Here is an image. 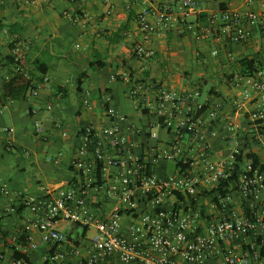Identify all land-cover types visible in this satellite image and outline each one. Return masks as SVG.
I'll list each match as a JSON object with an SVG mask.
<instances>
[{
    "label": "crops",
    "instance_id": "obj_1",
    "mask_svg": "<svg viewBox=\"0 0 264 264\" xmlns=\"http://www.w3.org/2000/svg\"><path fill=\"white\" fill-rule=\"evenodd\" d=\"M193 1L197 6L185 16L181 0H0V255L22 252L27 245L25 228L32 215L23 205L25 200L40 198L49 191L57 194L80 182L74 163H93L92 155L80 151V132L90 125H109L107 108L126 116L144 132L137 142L139 150L145 152V162L152 161L154 152L170 146L176 139L174 134L145 109L155 100L158 87L199 92L196 101L206 110L217 102L222 104L217 121H209L206 113L201 116V130L212 147L209 161L228 159L231 126L242 151L254 153L264 164V142L254 138L250 122L254 103L244 99L251 88L240 63L252 60L264 70V28L245 23L250 35L239 44L226 43L221 28L207 33L211 16H221L228 9L260 15L264 0H252V4L250 0ZM169 5L174 21L158 28L146 42L154 56L137 59L134 46L144 40L139 30L140 14ZM149 20L157 24L154 17ZM15 38L25 45V65L31 74L37 73V61L48 68L37 85V97L26 94L10 98L5 94ZM215 50L218 55H214ZM136 84L142 86L146 105L131 96ZM9 129L14 133H8ZM212 130L217 131L214 138L210 136ZM150 132L157 133V139H152ZM130 137L134 138L132 133ZM202 144L189 134L180 140L181 157L192 160L197 169L204 163ZM25 149L28 154H21ZM178 162L162 161L153 169L165 178L175 173ZM9 172L14 175L11 188L2 184ZM90 195L95 210L107 209L101 196ZM129 221L128 217L123 219L125 225ZM67 224L59 226L70 242L67 248L78 246L87 256L95 230L83 231L74 225L77 230L67 234ZM49 249L41 246L30 250V264H45ZM63 264L78 262L68 258ZM112 264H117L116 260Z\"/></svg>",
    "mask_w": 264,
    "mask_h": 264
},
{
    "label": "built area",
    "instance_id": "obj_2",
    "mask_svg": "<svg viewBox=\"0 0 264 264\" xmlns=\"http://www.w3.org/2000/svg\"><path fill=\"white\" fill-rule=\"evenodd\" d=\"M180 3L185 16L197 6L193 0ZM150 17L156 19V25ZM172 21L170 5L145 9L138 19L144 40L135 44L134 56L139 60L153 57L155 53L146 42L158 28L168 27ZM245 23L264 28V12L258 15L228 9L221 16L210 17L207 33L221 28L226 43L239 44L250 35ZM218 53L214 51V55ZM10 58L11 74L5 77L6 83L16 75L32 80L25 65V45L17 38ZM246 82L251 89L244 99L254 103L250 113L254 138L264 142V70L248 76ZM39 89L31 88L26 94L37 97ZM155 94V100L147 104L140 84L131 91L132 98L142 99L143 105L147 104L145 109L174 134L176 139L170 146L154 152L152 161L145 162V152L139 150L137 142L144 132L130 124L126 116L107 108L109 125H90L80 132V151L93 157V163H74L80 182L60 193L49 191L23 202L32 215L25 228L27 245L22 252L0 255V264H30L28 252L41 246L50 248L44 255L45 264H63L68 258H76L78 264H112L115 260L117 264H264V172L252 169L231 126L228 159L212 162L207 158L212 147L201 130V116L206 113L209 121H217L222 104L217 102L206 110L196 101L199 92L158 87ZM6 131L14 133V129ZM37 131L41 133L42 127L38 125ZM185 134L203 142L204 163L198 169L192 160L181 157L180 140ZM210 136L216 137L217 131L212 130ZM150 137L158 136L150 132ZM239 156H243L242 162ZM162 161H179L173 175L161 178L155 173L153 166ZM236 166V184L220 192L222 181L232 176ZM91 192L102 197L107 209L95 210ZM127 217L130 221L125 225L123 219ZM61 223L77 225L83 231L95 230L87 256L78 246L67 248L70 242L60 230ZM15 253L23 257L16 258Z\"/></svg>",
    "mask_w": 264,
    "mask_h": 264
},
{
    "label": "trees",
    "instance_id": "obj_3",
    "mask_svg": "<svg viewBox=\"0 0 264 264\" xmlns=\"http://www.w3.org/2000/svg\"><path fill=\"white\" fill-rule=\"evenodd\" d=\"M11 62H12V59L10 58V63ZM240 63L243 68V75L245 76H254L256 73L259 72L260 68L252 60L244 59ZM42 67H44V64H42L41 62L37 61L35 63V69L37 73L31 74L32 80H25L22 76L16 75L11 81L6 83L4 87L6 96L10 98L25 97L27 91L30 90L31 88H36L39 83V80L47 74L48 68H42ZM36 78H38L37 81H36ZM82 82H83V79L82 80L80 79L79 88L82 87ZM244 156H246V158L251 163L252 169L255 170L259 168L262 172H264V164L261 163V160L257 155L251 152H247ZM242 159H243V156L238 157L239 162H242ZM238 172H239V166H236L233 171L232 176L228 180L222 181L218 190L222 193H225V190H223L224 188H228L230 184L235 185L237 182ZM214 192L215 191H213L212 193ZM15 257L21 258L23 257V255L20 253H15Z\"/></svg>",
    "mask_w": 264,
    "mask_h": 264
},
{
    "label": "rangeland",
    "instance_id": "obj_4",
    "mask_svg": "<svg viewBox=\"0 0 264 264\" xmlns=\"http://www.w3.org/2000/svg\"><path fill=\"white\" fill-rule=\"evenodd\" d=\"M75 45V44H74ZM74 47V46H73ZM75 48V47H74ZM208 91V87H206L205 88V90H204V92L206 93ZM21 154H23V155H27L28 154V152H27V150L25 149V150H23L22 151V153ZM16 172H17V170L16 169H14V170H12V173L15 175L16 174ZM11 172H9V175H7V176H5L3 179H2V184L3 185H8L10 188H11V186H12V184H11V181L12 180H10V179H12L11 177H14V175H12V174H10ZM12 175V176H11ZM15 179V178H14ZM77 227L76 226H74L73 224H71V223H69V224H67L66 225V229L64 230V232L65 233H67V234H70L71 232H72V230H77L76 229Z\"/></svg>",
    "mask_w": 264,
    "mask_h": 264
}]
</instances>
